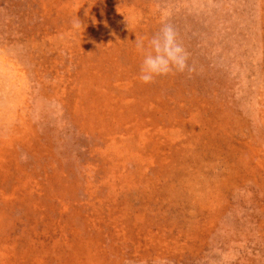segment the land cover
Returning <instances> with one entry per match:
<instances>
[{"label": "rangeland", "instance_id": "374dc122", "mask_svg": "<svg viewBox=\"0 0 264 264\" xmlns=\"http://www.w3.org/2000/svg\"><path fill=\"white\" fill-rule=\"evenodd\" d=\"M0 264H264V0H0Z\"/></svg>", "mask_w": 264, "mask_h": 264}, {"label": "clouds", "instance_id": "9594fccd", "mask_svg": "<svg viewBox=\"0 0 264 264\" xmlns=\"http://www.w3.org/2000/svg\"><path fill=\"white\" fill-rule=\"evenodd\" d=\"M81 26L79 19L73 21L74 28ZM144 39L137 37L135 41L137 51L143 55L138 76L142 83L151 84L160 77L186 72L190 75L195 71L194 66L189 64L190 53L185 48L174 25L162 24L159 31L148 40L147 47Z\"/></svg>", "mask_w": 264, "mask_h": 264}]
</instances>
